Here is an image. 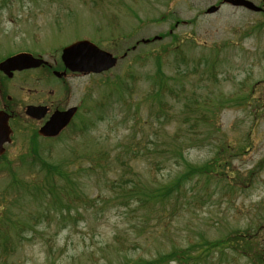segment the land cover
Segmentation results:
<instances>
[{
    "label": "rangeland",
    "instance_id": "1",
    "mask_svg": "<svg viewBox=\"0 0 264 264\" xmlns=\"http://www.w3.org/2000/svg\"><path fill=\"white\" fill-rule=\"evenodd\" d=\"M221 1L0 3V60L30 52L59 64L61 48L82 39L118 59L109 71L70 76L63 86L45 79V70L26 71L11 81L0 75V108L9 103L19 119L0 160V220L7 225L11 249H0V264H123L193 247L202 238L217 241L246 231L255 237L241 252L264 250V21L259 13ZM211 5L220 6L218 12L201 16L197 27L188 23ZM174 17L181 21L174 33L184 40L187 64L182 69L190 74L177 98L163 101L171 116L166 124L147 97L157 68L154 54L169 39L127 49L161 37ZM161 62L166 76H174L173 54ZM50 101L78 106L79 118L63 135L45 141L31 131L36 125L23 111L28 104ZM32 142L42 160L72 174L73 181L64 186H71L80 200L69 193L63 204L73 203L68 216L60 215L57 202L36 200L25 191V181L42 180L44 174L28 158ZM179 149L188 163L210 164L217 172L186 181L170 202L154 204L156 213L122 197L133 185L155 188L173 181L185 169ZM12 224L25 227L19 231ZM157 224L160 229L153 234ZM205 264L250 261L225 249L212 253Z\"/></svg>",
    "mask_w": 264,
    "mask_h": 264
},
{
    "label": "trees",
    "instance_id": "2",
    "mask_svg": "<svg viewBox=\"0 0 264 264\" xmlns=\"http://www.w3.org/2000/svg\"><path fill=\"white\" fill-rule=\"evenodd\" d=\"M8 1L10 2V4L23 2V0H1L0 3L4 7H6L9 5L7 3ZM203 15H205L204 12L198 13L195 18L190 20L188 23L193 24L194 27H197L198 20ZM259 15L263 17L264 21V12L259 13ZM173 20L174 22L171 23L170 28L161 35V40L169 39V42L154 54V62L157 64V68L151 81L152 90L147 97V100L152 103H156L157 108H159V112L156 114V117H160L161 121L166 124L170 122L171 116L169 112H166L167 108L165 107L163 101L167 97L173 99L177 98L176 91L185 88V82H188V75L190 74L186 73L187 71H183L182 69V66H185L187 64L185 61V55L183 54L182 50L184 40L179 39L174 33L175 28L178 26V23H181V21L177 17H174ZM193 36L194 39H196L195 31L193 33ZM187 39L188 38H186V40ZM129 51L131 52L132 50L130 49ZM167 53L173 54L174 56L176 73L171 77L166 76L163 71L161 62L164 55ZM193 72L197 73L195 67H193ZM177 87H179V89H176ZM0 93H2V90H0ZM82 132L84 131L81 128L79 130V133L81 134ZM69 137H73V134H71ZM32 144L33 145H31L28 150V158H30V162H32L33 164H39L40 168L44 171V174L42 180L35 181V178H32L29 181H25L24 185L27 186L25 191L28 192L30 197L36 200L41 198H48L51 200L52 204H55V202H57L60 208V215L68 216L71 210L70 206L73 203L69 199L65 205L63 204L65 203V200L69 198V193H73L74 197L80 200L79 196L74 192V189L71 186H69L68 189L66 186H64L67 183H71L73 181L72 174L70 176L69 172L64 170L59 164H51L42 160L39 157V152L36 144L33 142ZM181 152L182 151L179 149V155L183 161L185 169L182 173L175 177L173 181L168 184H162L155 188H138L137 186L133 185L131 187H128L129 193L125 192L122 197H125L127 199L133 198L138 207H144L146 210H151L156 213L157 207L154 204L163 203L166 200L170 202L172 196L178 193V191L181 189V187H183L186 181H193V178L194 180H197L199 178H202L203 176L208 175L209 173L217 172V170H215L210 164L195 166L188 163L182 156ZM171 155L174 156L173 153ZM3 159L4 156L0 158V160ZM6 162L7 164H10V161ZM7 164H4L3 168H6ZM88 168L90 169L91 166H88ZM9 170L11 171V168H9ZM33 173L34 172H32V174ZM10 174L15 175L14 173ZM59 183H62L63 185L59 186ZM131 183L134 184V182ZM12 184H16L14 187L19 189L21 182L14 177ZM87 203H90V201H87ZM0 204H2L1 200ZM162 209L166 210L165 207H162ZM170 209L172 208L170 207ZM164 213L165 212L161 213L160 216H162ZM12 226L16 227L19 231H21L25 227V225L22 226V224H12ZM159 229L160 225L157 224V229L152 233L156 234ZM6 230L7 225H5V223L1 222L0 220V249H4L8 252L11 249L10 242L7 235L5 234ZM254 237L255 235H251L246 231L244 233H233L229 237L217 241H205L202 238L198 241V244L193 245V247L191 246V244L185 247H176L167 254H154L150 255V259L140 258L135 261L131 260L125 262L123 264H168L172 261H174L175 264H205L207 262L208 256H210L212 253H221L225 249H230L237 254L243 255L244 257L249 259L250 264H264V255H262L264 254L263 249L261 252L251 255H247L250 253H247L244 250L243 252H241L240 248H242L244 244L246 245L247 249H250V245ZM192 250H196V254H194Z\"/></svg>",
    "mask_w": 264,
    "mask_h": 264
},
{
    "label": "water",
    "instance_id": "3",
    "mask_svg": "<svg viewBox=\"0 0 264 264\" xmlns=\"http://www.w3.org/2000/svg\"><path fill=\"white\" fill-rule=\"evenodd\" d=\"M264 2V0H261ZM223 3L233 7H242L252 12H261L262 8L255 5L249 0H223ZM218 10V7L210 6L207 14H211ZM60 59L66 69L79 73H100L107 71L116 64V58L110 53L102 51L89 41H77L71 45L64 47L61 51ZM40 58H35L29 53H19L10 56L0 62V72L7 77L12 76L14 71H22L26 69L37 68L45 65ZM54 75L61 77L64 72H54ZM44 107L27 106L25 114L31 118L39 119L45 114ZM76 112V108H70L65 111L54 112L49 120L38 130V134L42 137H55L70 122L72 116ZM9 115L0 110V155L4 153L3 145L10 142L11 130L8 126Z\"/></svg>",
    "mask_w": 264,
    "mask_h": 264
},
{
    "label": "flooded vegetation",
    "instance_id": "4",
    "mask_svg": "<svg viewBox=\"0 0 264 264\" xmlns=\"http://www.w3.org/2000/svg\"><path fill=\"white\" fill-rule=\"evenodd\" d=\"M48 68H49V67H48ZM68 78H70V76L68 77V74L66 75V77L63 76V77H62L63 82H65V79H68ZM50 102H51V103H46V104H44V103H42V102H38V103H36L37 105H38V104L45 105V106L48 108V112H47V115L45 116V118L42 119V120H40L39 122H36V125H38V126L42 125V124L47 120L48 116H49L54 110H62V109H64V108L67 107L66 105H64V106H62V107L54 106L53 103H52V101H50Z\"/></svg>",
    "mask_w": 264,
    "mask_h": 264
}]
</instances>
